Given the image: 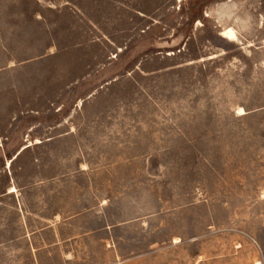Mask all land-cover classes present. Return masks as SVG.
I'll return each instance as SVG.
<instances>
[{"label":"rangeland","instance_id":"obj_1","mask_svg":"<svg viewBox=\"0 0 264 264\" xmlns=\"http://www.w3.org/2000/svg\"><path fill=\"white\" fill-rule=\"evenodd\" d=\"M0 264H264V0H0Z\"/></svg>","mask_w":264,"mask_h":264},{"label":"bare ground","instance_id":"obj_2","mask_svg":"<svg viewBox=\"0 0 264 264\" xmlns=\"http://www.w3.org/2000/svg\"><path fill=\"white\" fill-rule=\"evenodd\" d=\"M221 36L228 41H233L236 39V33L232 28H225L221 31Z\"/></svg>","mask_w":264,"mask_h":264}]
</instances>
